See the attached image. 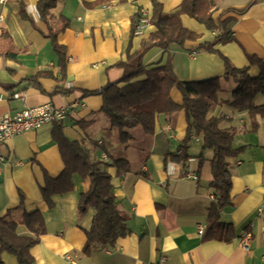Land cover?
Instances as JSON below:
<instances>
[{
  "label": "crops",
  "instance_id": "crops-1",
  "mask_svg": "<svg viewBox=\"0 0 264 264\" xmlns=\"http://www.w3.org/2000/svg\"><path fill=\"white\" fill-rule=\"evenodd\" d=\"M38 1L0 2V116L48 102L67 106L63 134L70 141H82L90 158L101 161L110 174L115 201L128 215V232L113 244L98 245L90 255L83 254L85 231L95 210L89 208L79 218L77 200L89 189V180L74 174L73 190L53 195L52 207L46 206L40 192L44 174L56 178L64 163L52 136L55 124H44L6 141L3 152L7 159L0 178V217L19 205L21 195L27 211L39 210L43 216L45 232L30 249L33 264H264V206L262 213L257 212L264 198V112L250 116L223 102L211 113L227 114L220 126L231 127L233 148L244 149L227 158L230 204L220 214L221 221L233 226L235 236L230 241L205 239L207 209L215 197L209 184L212 151L202 150V137L195 136L188 147L194 159L185 166L164 158L166 152L176 151L185 135L184 111L159 115L152 135L140 126L128 130L131 139L126 144L115 143L105 133L108 123L100 110V91L121 78L123 70L116 63L126 60L128 49L135 51L141 40L155 31L149 24L141 35L131 36V17L140 10L150 18L152 0H111L95 7L86 4L95 0H57L49 11V25L64 47L63 73L47 36L49 26L39 17ZM157 1L169 13L182 0ZM249 1L214 0L212 17L232 18L228 28L233 37L216 42V52L193 46L215 41L220 32L181 15L182 25L199 37L183 46H171L173 68L180 80L221 78L223 57L236 68L248 67L251 77L259 74L256 66H250V59L264 58V0L239 12ZM164 60L160 47H152L142 58L147 68ZM54 88L58 91L53 92ZM14 92L21 93L23 99L11 97ZM224 94L219 98L231 100L230 94ZM170 96L175 103H182L176 87L171 88ZM254 102L264 104V93ZM200 153L204 159L197 174ZM112 159L126 160L129 170L117 174ZM188 167L196 178L186 175ZM199 225L204 227L202 234L197 231ZM19 231L28 233L21 226ZM244 231L251 234L248 248L239 240ZM107 246L114 247L116 255L106 252ZM1 259L4 264H18L7 252L1 253Z\"/></svg>",
  "mask_w": 264,
  "mask_h": 264
},
{
  "label": "trees",
  "instance_id": "trees-1",
  "mask_svg": "<svg viewBox=\"0 0 264 264\" xmlns=\"http://www.w3.org/2000/svg\"><path fill=\"white\" fill-rule=\"evenodd\" d=\"M111 0H95L86 3L89 7L105 5ZM124 1V0H119ZM57 0H39L36 4L39 17L49 26L47 33L51 46L59 58L60 70L64 72V47L56 40V30L49 25V11ZM256 0H250L239 10L244 12ZM214 0H182L171 12L162 10L160 2L152 0V14L149 23L155 26V31L143 38L139 47L127 51L125 61H119L116 66L122 68L121 78L100 91L102 95L101 113L108 126L105 133L117 144H126L131 135L128 130L140 126L143 131L152 135L155 122L159 115L170 114L183 110L186 119V130L183 139L175 152H166L165 160L185 166L190 156L188 147L195 136L202 137V150L210 149L212 157L209 160L211 174L210 187L215 197L207 209L205 239L230 241L235 236L230 223L220 220L224 207L230 204L231 175L227 158L238 154L244 147L233 148L234 132L231 127H221L224 115L211 114L217 106L225 102L232 109L247 111L252 116L256 112L263 114L264 104L256 105L254 99L264 93V58L250 59V66L259 69V74L251 77L247 74L248 67L236 68L223 57L224 74L203 81L180 80L173 68V53L171 46H183L186 41L197 40L199 34L184 27L181 15L186 14L202 23L209 30L220 32L218 38L210 43H199L193 48H204L216 52L213 48L216 42L231 41L228 23L232 18L221 20L212 17ZM22 13V10L19 11ZM141 17L140 10L131 17V36L134 35L136 24ZM63 24L61 27H64ZM152 47H160L165 52V60L161 65L147 68L142 61L145 53ZM144 76L143 79L139 77ZM232 82L231 100H222L219 94L223 92L221 82ZM176 87L182 95V103H175L171 96V88ZM58 89L54 88L53 92ZM64 168L56 178L44 174V184L40 186L42 199L47 207H52V196L73 190L72 176L78 174L89 180V189L81 192L77 200L78 217L81 218L89 208L95 210L91 226L85 231V243L82 252L90 255L93 249L100 245L113 244L119 237L128 232L126 221L128 215L121 210L115 201L112 191L111 176L102 168V162L92 160L82 141H70L65 137L61 124H55L52 131ZM197 174L200 171L203 155L197 157ZM117 168V174L129 170V163L123 159H112ZM19 226L28 233H20ZM45 232L43 216L39 210L27 211L23 204V196L16 208L9 209L0 217V264H4L1 253L7 252L15 256L18 264H33L31 247L39 242V235Z\"/></svg>",
  "mask_w": 264,
  "mask_h": 264
},
{
  "label": "built area",
  "instance_id": "built-area-1",
  "mask_svg": "<svg viewBox=\"0 0 264 264\" xmlns=\"http://www.w3.org/2000/svg\"><path fill=\"white\" fill-rule=\"evenodd\" d=\"M4 1L5 0H0V2ZM140 13L141 17L136 24L134 35H141L144 32L145 27L150 24L147 14L144 11H140ZM1 19L2 17L0 16V21ZM193 55L194 52L191 53V56ZM11 97L23 99V95L19 92L11 93ZM67 114V106L59 107L48 102L41 105L25 107L14 112H6L0 116V178L3 171V166L7 159L3 152V146L8 139L19 133L38 129L44 124H62ZM102 157L105 158L106 155L102 153ZM193 159L194 158L192 157L189 158L188 162L192 161ZM186 175L193 179L196 178V173L190 167H188ZM263 206L264 198L262 204L257 207V212L259 214L262 213ZM197 231L199 234H202L204 227L199 225ZM261 235L264 242V224L261 226ZM250 238V232L244 231L239 238L241 246L248 248ZM105 251L112 256L116 255L115 248L112 246H107Z\"/></svg>",
  "mask_w": 264,
  "mask_h": 264
},
{
  "label": "rangeland",
  "instance_id": "rangeland-1",
  "mask_svg": "<svg viewBox=\"0 0 264 264\" xmlns=\"http://www.w3.org/2000/svg\"><path fill=\"white\" fill-rule=\"evenodd\" d=\"M221 87L223 88V92L225 93L224 94V96L225 97H229V95L228 94H230L231 95V90L235 87V84L234 83H232V82H227V83H225V82H221ZM256 103V102H255ZM227 105V104H226ZM222 106V105H221ZM218 114H222V115H224V116H226L227 114L226 113H224V112H222V111H220V112H217ZM196 145H197V143H195ZM193 152H196V154H197V150H193Z\"/></svg>",
  "mask_w": 264,
  "mask_h": 264
}]
</instances>
